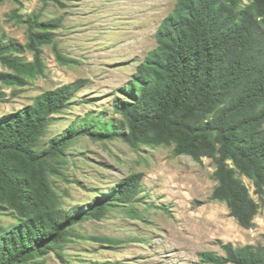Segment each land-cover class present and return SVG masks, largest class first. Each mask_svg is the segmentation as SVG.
<instances>
[{
	"label": "trees",
	"instance_id": "trees-1",
	"mask_svg": "<svg viewBox=\"0 0 264 264\" xmlns=\"http://www.w3.org/2000/svg\"><path fill=\"white\" fill-rule=\"evenodd\" d=\"M42 1L63 7L62 0ZM5 2L20 0H0V7ZM263 11L264 0H177L156 31V47L118 90L122 98L113 110L122 122L88 114L41 148L55 116L87 85L83 79L47 91L22 111L2 117L0 199L13 205L21 219L10 229L0 226V264H43L50 254L63 259L64 249L77 237L74 227L102 221L115 208L140 218L130 206L142 192L138 173L110 192L98 193L82 211L61 209L50 177L62 176L58 160L83 138L120 140L135 150L174 146L177 157L197 163L211 159L217 183L211 199L225 204L241 228L252 229L260 206L241 176L264 197V29L258 20ZM13 16L27 26L28 42L23 47L0 40V64L10 71H0L1 84L25 87L43 76L45 46L54 49L61 63L69 62L55 42L61 20H41L38 14L24 19L18 12ZM26 50L33 62L24 59ZM221 248L224 256L200 253L201 262L264 264L262 245L237 248L226 243Z\"/></svg>",
	"mask_w": 264,
	"mask_h": 264
},
{
	"label": "rangeland",
	"instance_id": "rangeland-1",
	"mask_svg": "<svg viewBox=\"0 0 264 264\" xmlns=\"http://www.w3.org/2000/svg\"><path fill=\"white\" fill-rule=\"evenodd\" d=\"M177 0H62L63 7L42 0L5 2L0 7V40H14L26 47L27 26L13 16L41 20L59 19L55 42L69 62L61 63L51 46L43 48L46 70L25 87L0 83V119L22 111L39 95L63 85L87 80L70 107L55 120L42 138L41 148L88 114L104 120L122 118L113 110L122 96L118 90L131 81L137 67L156 47L155 34L173 12ZM251 3L244 2V6ZM259 15V14H258ZM264 29V11L258 16ZM33 62V54L23 55ZM1 72H10L0 64ZM84 102H89L85 104ZM174 146L140 147L135 150L120 140L93 142L80 139L64 152L62 176L50 177L63 210L82 211L100 192H110L131 174H142V192L133 205L140 218L120 208L102 221L90 220L74 227L77 237L64 249L63 259L46 256L43 264H204V252L224 256L222 244L237 248L264 246V197L255 194L249 179L241 176L260 209L254 227L245 230L229 214L225 204L213 201L217 185L211 159L201 163L175 156ZM21 215L0 199V226H16ZM97 238V239H96ZM117 243H103L99 239Z\"/></svg>",
	"mask_w": 264,
	"mask_h": 264
}]
</instances>
